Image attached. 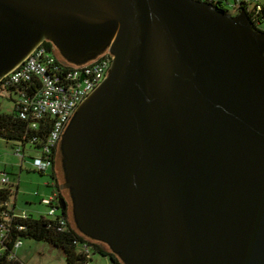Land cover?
Listing matches in <instances>:
<instances>
[{
    "label": "water",
    "instance_id": "obj_1",
    "mask_svg": "<svg viewBox=\"0 0 264 264\" xmlns=\"http://www.w3.org/2000/svg\"><path fill=\"white\" fill-rule=\"evenodd\" d=\"M45 41L114 57L61 136L78 229L124 264H264V33L244 10L0 0V80Z\"/></svg>",
    "mask_w": 264,
    "mask_h": 264
},
{
    "label": "built area",
    "instance_id": "obj_2",
    "mask_svg": "<svg viewBox=\"0 0 264 264\" xmlns=\"http://www.w3.org/2000/svg\"><path fill=\"white\" fill-rule=\"evenodd\" d=\"M210 4L215 8H225L228 14L237 16L244 13L251 15L252 25L264 33V0H196ZM222 6V7H221ZM249 17V16H248ZM255 24V25H254ZM113 55L107 51L98 58L83 65L62 63L55 54V48H48L40 43L24 62L0 80V101L8 100L14 103V110L19 117L30 123L31 130L39 129V121H49L51 130L41 147L37 137L23 145L15 143L12 149L24 161L29 153L34 170L46 174L53 168V152L58 147L77 108L106 80L113 62ZM39 84V87L37 86ZM37 86V88H36ZM35 88V89H33ZM0 190L11 184L7 174L0 173ZM12 201L5 203L8 211L3 214L0 222V255L6 250L9 242V224L14 218H28L29 214L10 208ZM49 207L46 218L59 220V231L66 229V221L59 213L60 200L57 191L49 198L42 200ZM22 229V228H21ZM81 254L92 257L93 248L87 242H75ZM23 246V240L18 239L11 251L10 259L18 260L16 251Z\"/></svg>",
    "mask_w": 264,
    "mask_h": 264
},
{
    "label": "trees",
    "instance_id": "obj_3",
    "mask_svg": "<svg viewBox=\"0 0 264 264\" xmlns=\"http://www.w3.org/2000/svg\"><path fill=\"white\" fill-rule=\"evenodd\" d=\"M218 10L228 13L225 8H218ZM248 16V18H250L251 20V15L248 14ZM44 44L48 48L54 47V45L49 41H45ZM55 54L58 60H60L62 63L70 65V63L66 62V60L60 55L56 48ZM59 57L62 58V60ZM37 86L39 87V84ZM39 124L40 125L38 130H31L29 128L30 123L21 119L14 109L11 113H7L3 112L0 108V138L6 140L9 143H12L13 147L15 143H22L23 145H26L27 143H30L35 137L39 139V142L35 144L37 145V147H41L47 139V136L51 130V126L49 124V121L44 120L39 121ZM58 151L61 153V157L58 159V163L60 161L61 171L64 177V171L62 166L61 141L59 142L58 147L53 152V166H55L56 152ZM52 169V182L51 184H48V187L52 189V192L54 190L58 192L60 200L59 209L61 210V217L66 221V229L64 231H59V220H49L48 218L44 217L35 218L31 215H29L26 219L14 218L9 224V242L6 244V250L0 255V264H23L19 259L16 261H12L10 259L14 243L18 239H32L38 242H46L57 249H61L65 254L67 264H89L92 260V257L81 254L78 251L75 242H87L89 245L92 246L94 254H98L103 257H108L114 264H124L119 258V256L114 254L110 250V248L106 246V244L95 241L85 236L78 229L74 219L72 200L70 199V201H68L63 194V190L67 191L68 193L69 191L67 189H63V184H60V181L56 175V171ZM40 174L45 175L44 173ZM17 189L18 188H16V190ZM14 195L15 193L13 184L11 186L8 185L7 187L2 188L0 190V222L3 221L4 212L8 211L5 203H9L10 201H12ZM62 200H65L67 203V209L65 211L62 210Z\"/></svg>",
    "mask_w": 264,
    "mask_h": 264
},
{
    "label": "rangeland",
    "instance_id": "obj_4",
    "mask_svg": "<svg viewBox=\"0 0 264 264\" xmlns=\"http://www.w3.org/2000/svg\"><path fill=\"white\" fill-rule=\"evenodd\" d=\"M60 59L62 60V58ZM0 108L3 112L11 113L14 109V103L2 100L0 101ZM12 145V143L0 138V173L7 174L11 182L10 186L14 185L15 195L12 198L10 208L13 209V204L16 203L15 211L17 213L28 212L35 218H46L49 207L42 204V200L49 198L52 194V189L47 186L52 182V171L49 170L45 175H41L34 170L31 160L36 157V154L34 152L29 153L31 157L27 156L23 161L21 157L16 155ZM55 171L60 184L64 185L60 161ZM1 178L2 175H0V180ZM16 188L18 189L16 190ZM63 194L70 201L69 193L63 190ZM59 213H61V210H59ZM21 248L22 251L27 252L28 264H67L64 252L46 242L23 239ZM18 250L15 252L16 255ZM92 258L95 262L93 264H108L107 261L101 259L100 255L93 254Z\"/></svg>",
    "mask_w": 264,
    "mask_h": 264
},
{
    "label": "crops",
    "instance_id": "obj_5",
    "mask_svg": "<svg viewBox=\"0 0 264 264\" xmlns=\"http://www.w3.org/2000/svg\"><path fill=\"white\" fill-rule=\"evenodd\" d=\"M47 186H48V184H47ZM14 204H15V208H16V203H14ZM27 214L33 216L32 214H30V213H28V212H27ZM96 255H98V254H96ZM100 256H101V255H100ZM17 257H18V259H19L23 264H28L29 261L27 260V252L22 251V248H20V249L18 250V252H17ZM101 257H102L101 259H103L104 261H107L108 264H114V263H112V261L110 260V258H108V257H103V256H101ZM93 263H95V262L93 261V258H92V260H91V262H90L89 264H93Z\"/></svg>",
    "mask_w": 264,
    "mask_h": 264
},
{
    "label": "flooded vegetation",
    "instance_id": "obj_6",
    "mask_svg": "<svg viewBox=\"0 0 264 264\" xmlns=\"http://www.w3.org/2000/svg\"><path fill=\"white\" fill-rule=\"evenodd\" d=\"M62 141V139H61ZM62 143V142H61ZM61 153L58 151L56 152V162H55V166H53V169L52 170H56L57 169V166H58V159L61 157L60 155Z\"/></svg>",
    "mask_w": 264,
    "mask_h": 264
}]
</instances>
